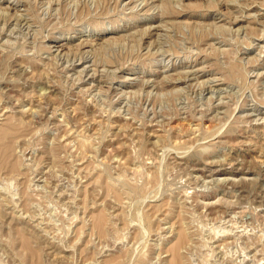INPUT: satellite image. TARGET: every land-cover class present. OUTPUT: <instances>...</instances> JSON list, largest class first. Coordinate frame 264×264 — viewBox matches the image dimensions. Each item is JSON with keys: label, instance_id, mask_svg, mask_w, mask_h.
I'll return each mask as SVG.
<instances>
[{"label": "rangeland", "instance_id": "374dc122", "mask_svg": "<svg viewBox=\"0 0 264 264\" xmlns=\"http://www.w3.org/2000/svg\"><path fill=\"white\" fill-rule=\"evenodd\" d=\"M0 264H264V0H0Z\"/></svg>", "mask_w": 264, "mask_h": 264}, {"label": "bare ground", "instance_id": "6f19581e", "mask_svg": "<svg viewBox=\"0 0 264 264\" xmlns=\"http://www.w3.org/2000/svg\"><path fill=\"white\" fill-rule=\"evenodd\" d=\"M185 74V75H184ZM183 75L184 76H181V77H179L178 78V81H183V80H189V79H191V77L193 76L192 74H190V73H184ZM177 80V79H176ZM177 81V82H178Z\"/></svg>", "mask_w": 264, "mask_h": 264}]
</instances>
